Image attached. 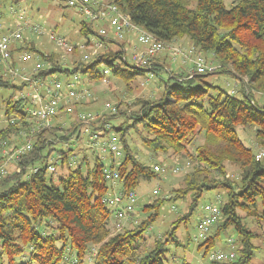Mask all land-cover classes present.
I'll list each match as a JSON object with an SVG mask.
<instances>
[{"label": "trees", "instance_id": "1", "mask_svg": "<svg viewBox=\"0 0 264 264\" xmlns=\"http://www.w3.org/2000/svg\"><path fill=\"white\" fill-rule=\"evenodd\" d=\"M11 1L17 5L21 0ZM112 1L135 25L157 39L187 40L199 53L211 54L221 70L239 80L238 94L206 83L202 76L209 72L189 78L186 73L173 76L168 71L170 75L163 81L158 98L137 97L131 103L134 110H128L129 105L120 101L113 114L104 113L88 123L76 120L66 126L58 121L66 109L61 103L53 124L36 127L34 132H30L33 122L26 120L25 105L13 95L4 99L0 161L7 158L2 150L13 151L28 141L31 148L15 159L12 173L0 177V264H60L71 251L75 256L71 264H82L90 246H97L93 264H167L168 245L180 246L175 229L179 223L188 222L202 193L216 188L223 189L225 200L218 205L220 215L206 238L198 243V249L203 247L205 255L220 232L231 227L237 235L231 248L234 258L210 260L209 264H250L255 248L252 240L258 235L247 228L238 211L257 220L264 217V157L257 159L258 150L246 147L235 128L251 129L255 143L264 149V104H259L254 95L264 94V0H235L229 8L224 0ZM78 34L84 38L83 45H87L89 36L97 35L94 26L83 19ZM103 43L95 56L88 61L74 60L70 68L60 65V52L43 53L27 40L15 45L11 61L14 64L16 53L26 50L42 64L35 75L41 78L56 77L57 72H63L66 76L85 73L90 79H103L100 72L107 68L108 74L122 78L127 88L145 72L154 75L168 70L157 58L149 71L134 67L121 59L124 41L103 40ZM81 44L73 45V54H78ZM100 65L103 67L98 71ZM3 70L0 67V88L18 91L25 86ZM171 79L178 84L172 85ZM211 88L218 90L216 94L210 93ZM71 106L75 112L89 111L81 109L78 103ZM106 123L119 139L118 162L109 154L106 163L93 152L89 166L84 148L80 156L85 170L81 161L71 164L75 155L70 147L72 142L86 136L85 130L106 135ZM130 132L137 139H130ZM198 135L203 136V143L189 152L188 146ZM130 140L139 141L153 154L171 151L175 156L185 157V162L191 165L182 185L168 193V200L189 195L188 212L178 214L169 231L152 238L149 245L145 233L158 217L166 201L164 197L143 205L140 212L145 217L134 220L131 214V226L122 225L114 233L109 229L113 213L103 202L113 189L105 177L106 168L117 173L114 190L118 187L122 196L134 191L141 180L157 176L152 164L138 158ZM53 153L60 167L69 169L57 183L46 178ZM226 162L238 166L237 180L225 177ZM33 167L38 170L31 173ZM137 206L135 203L134 211Z\"/></svg>", "mask_w": 264, "mask_h": 264}, {"label": "rangeland", "instance_id": "2", "mask_svg": "<svg viewBox=\"0 0 264 264\" xmlns=\"http://www.w3.org/2000/svg\"><path fill=\"white\" fill-rule=\"evenodd\" d=\"M0 1H2L0 5V14L4 17V19L10 20V7L11 9L13 7L14 10L23 8L26 13L25 17L34 24L40 25L42 27L44 31L42 34H36L25 29L24 41H32L35 47H37L43 53H50L53 51L60 52L61 54H59L58 59H61L60 65L62 67L66 68L67 66H69L68 68H70L71 62H73L74 60L78 61L79 59L82 60L83 55L88 51L86 47H84L83 49L79 48L78 54L75 55L72 53V51L62 49L58 45H55L54 42L49 39L48 34L55 33L57 36H63L71 46L76 44V42L81 44L84 41V38H82L78 34L79 22L82 20V17H80L75 10L66 6L64 1L21 0L17 5L12 3L11 0ZM234 1L235 0H224L225 7L229 8ZM97 26L98 23H94L95 30L97 29ZM93 38L94 36H89V40H93ZM176 42L182 49H186L187 47L192 48L194 50V53H198L203 56V58L207 62V65L211 64L214 67L213 70L202 76V79L206 83H209L214 87L224 89L227 92L238 94V89L240 86L239 80L236 79L234 75L221 70L219 64L217 63L218 65H216L214 57H212L211 54L206 52L199 53V51L194 49L190 42H188L187 40H176ZM133 45H135V43L126 47L125 52L128 62H131V53H133V50L135 49H133ZM177 60L180 62L179 57H177L175 61ZM25 64L30 66L28 68H31L34 64L33 56H31V59H29L28 63L26 62L20 64V66L24 65L25 67H27ZM167 64L170 67L169 69L166 67L168 69L167 71L164 70L154 75H151V73L149 72H145L143 75L135 77V80H132L131 83H129L128 88L122 78L113 76L112 74H108V76L103 79H90L88 77V74L85 73H78L75 75L71 74L69 76H66L63 72H57L54 76L58 77L62 82L69 80L76 81L89 93L88 97H85L84 99L72 100L68 103V105L65 106H70L71 108L72 103H74V105L75 103H78L81 109H89V111H100L106 103H110L111 105L115 106L117 102L121 101L123 104L129 105V107H127L128 110H134L135 106H132L131 103L135 99H137V97H148L152 99L158 98L161 91L163 90V81L165 79H168L170 75L169 72L172 71L171 74H173V72H176L177 63H172L169 59V61H167ZM183 65L184 66L183 69H181V72L185 73L190 68V63H186ZM102 67L103 66L101 65L98 66L97 70L100 71ZM16 79L19 78L16 77ZM243 80L246 81V78H243ZM170 83L172 85L178 84V82H176V80L174 79H171ZM217 91L218 90L215 88L210 89L211 94H216ZM17 94L18 92L13 89L0 88V122H2L1 115L3 112V100ZM254 95L258 103L260 102L264 104V94L254 93ZM104 113L113 114L109 111ZM77 118L78 117H76V112L74 110H72V112L70 113H67L65 110V113L62 112L59 116V119H57L58 121L60 120V122H65L63 123V125L68 126V123L79 120ZM116 119L118 120V118ZM113 121L115 122V119H112L111 122V124L114 125ZM235 131L239 139L246 147L251 148L254 152L263 149L257 146V144L255 143L253 132L251 131V129L236 127ZM88 132L90 133L89 130H85L84 135L86 136L82 135L79 141L74 140L72 142L70 147L73 148L75 155L73 156L72 160H70L71 164L82 160V156L80 155H82V153L85 151L84 148H86L88 153L87 156L89 160V166L92 165V156H94L93 152H96L97 154V151L88 146ZM110 132H113V130H111ZM132 134L134 133H129V138L137 139ZM129 142L131 143L132 147L135 148L138 158H140L146 164L158 165L159 167H162L155 178H152L150 180H141L139 185L134 190L136 204H138L135 211L133 212L134 220L135 218L139 219L145 217V214L140 212L143 205L152 202V200H154L155 198L164 197L166 199L159 210L158 217L145 233L146 237L149 236L147 240V245H149L152 238L160 236L169 231L171 223L177 218L178 214L182 216L188 212L187 203L189 200V195L184 199L168 200V193L172 188H177L178 186L180 187L182 185L183 177L191 170V165H188L185 162L187 160L185 157L181 158V156H175L171 153V151H168L167 153L153 154L152 152L148 151L147 148L141 145L139 141L135 140L133 142L132 140H130ZM15 143H18L17 140H15ZM202 143L203 136L198 135L188 146V151L193 152L194 148ZM76 154H78V156H76ZM101 155L104 158L105 162L108 163L110 160L109 154L101 153ZM55 156V153H53V160H50L49 163H52L54 165L53 162H57L58 165L54 166L55 170L53 171V173L47 171L46 178H51L54 183H57L60 177L65 176L69 172V169H67L66 167H60L59 161L55 158ZM119 158L120 157H117V162ZM3 163L7 171H9L7 173H12L13 169L15 168V160L13 158L2 159L0 161V164ZM81 167L83 170H85L86 164L84 161H81ZM224 167L226 171L225 177H227L230 181L238 179L239 169L237 165L226 162ZM117 188L115 190L118 192L119 188ZM154 190L157 191L155 194L153 193ZM224 200L225 193L223 189L220 188L208 190L202 193L201 197L196 203L195 208L192 211V214L189 217L188 222L179 223V225L175 229V237L178 240L180 246L168 245V252L166 254V260H168L167 264H209L210 253L217 251L227 252L231 250V248L233 247L232 242L237 238L234 229L231 227L220 232L215 244L210 247L205 255H203L204 248L200 247V249H198L197 246L201 240L195 239V236L197 234L196 224L202 216V207L208 203L219 205ZM238 212L243 218V221L245 222L247 228L258 235V237H255L252 240L255 248L250 264H264V217H260L257 220L252 216L246 215L244 211L240 210ZM113 221L114 217L112 215L109 222L110 233H114L116 231L115 223ZM131 222L132 220L130 218H127L123 220V224H121L123 226H131ZM96 247L97 246H90V251L87 252L84 256L82 264H93ZM26 255L27 253L25 252L24 256ZM74 259V253L71 251L67 255V259H65V262L60 264H71Z\"/></svg>", "mask_w": 264, "mask_h": 264}, {"label": "built area", "instance_id": "3", "mask_svg": "<svg viewBox=\"0 0 264 264\" xmlns=\"http://www.w3.org/2000/svg\"><path fill=\"white\" fill-rule=\"evenodd\" d=\"M62 1L91 25L94 26V23H98L96 29L97 35L94 36L93 40L90 39L87 45H79V48L83 49L86 47L88 50L83 55L82 60L88 61L91 57L95 56L104 47L103 40L124 41L126 43L125 41L130 36H133L135 38L133 49H135L131 53V62H128L126 59V46L122 49L123 54L121 59L134 67L144 68L149 71L153 68V63L156 58L166 52L171 61H175L179 57L181 64L190 63V68L187 71V77L189 78L214 69L211 64L207 65L202 55L194 53L192 48L187 47L186 49H182L175 39L170 41L157 39L152 33L135 25L129 15L120 10L112 0ZM25 14L23 8L14 10L13 7L12 9L10 7V20L4 19L0 14V67L4 69L5 75L11 79H16L17 77L21 82L25 83V86L21 90H18V94L13 98L25 105L26 120L33 122V127L30 132H34L36 127H49L53 124L61 103L68 105L72 100L88 97L89 93L76 81L69 80L62 82L56 77L41 78L35 76L38 73V69L42 66L36 58L34 59L35 61L33 60L34 64L31 68H28L30 66L26 64L27 67L24 65L20 66V64L28 63L29 59H31V55L26 50L16 53V61L14 64L12 63L13 49L15 45L23 43L25 29L36 34H42L44 32L40 25L31 22L25 17ZM48 36L55 45H58L62 49L72 51L73 45L71 46L63 36H57L55 33H49ZM100 73L105 78L109 70L103 68ZM65 110L67 113L72 112L70 106H66ZM107 111L115 113L116 107L110 103H106L100 111H79L76 112V117L88 123L94 121ZM10 122H13V119ZM110 127L109 123L105 124V129L108 131L106 135H102L99 132L89 133L88 146L96 150L99 155L101 153H108L112 154L114 159H117V157L121 156L119 139L114 132L109 131ZM30 148L31 143L28 141L13 151H9L8 149L2 150V155L7 156L6 159L13 158L15 160L20 154H23ZM263 157L264 149L258 150L256 152V158L260 159ZM53 163L54 165L49 163L47 166V171L52 173L56 165L55 162ZM153 169L155 172H160L162 167L153 165ZM16 170L18 171L19 169ZM37 170L38 167H33L31 173ZM7 172L4 163L0 164V177L6 175ZM105 177L110 180L113 188L116 184L117 173L106 168ZM114 188L103 198V202L111 209L116 229H119L122 226V221L133 214L136 197L134 191H130L125 196H122ZM156 192V190L153 191L154 194ZM219 215V207L216 204L208 203L202 207V216L196 224V240L206 238ZM234 256L232 249L227 252L217 251L209 254L210 260H231Z\"/></svg>", "mask_w": 264, "mask_h": 264}, {"label": "crops", "instance_id": "4", "mask_svg": "<svg viewBox=\"0 0 264 264\" xmlns=\"http://www.w3.org/2000/svg\"><path fill=\"white\" fill-rule=\"evenodd\" d=\"M126 43H124L125 44V46L126 47H128V46H130V45H132L133 43H135L134 42V37L133 36H130L129 38H128V40H126L125 41ZM157 61H158V63H161V64H163V65H165L168 69L170 68L169 67V65L167 64V61H169V57H168V55L166 54V52H164V53H162L161 55H159L158 57H157ZM170 62H175V63H177V66H176V72H173V76L174 75H180V74H182V72H181V69H183V64H181L178 60L177 61H171L170 60ZM166 68V69H167ZM180 71V72H179ZM172 72V71H171ZM184 73V72H183ZM186 74H187V72H185Z\"/></svg>", "mask_w": 264, "mask_h": 264}]
</instances>
